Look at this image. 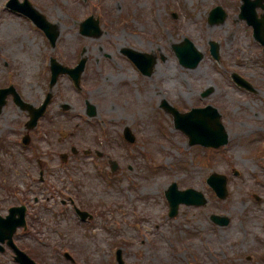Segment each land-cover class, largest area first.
<instances>
[{
  "label": "rangeland",
  "instance_id": "374dc122",
  "mask_svg": "<svg viewBox=\"0 0 264 264\" xmlns=\"http://www.w3.org/2000/svg\"><path fill=\"white\" fill-rule=\"evenodd\" d=\"M6 1L0 0L1 87L12 84L24 100L38 103L48 90L49 57L69 65L82 54L89 62L81 94L71 91L65 76L53 87L55 118L46 124L50 136L42 137V148L47 142L57 155L50 173L55 203L32 221L30 234H19L17 245L38 264H116V249L123 264H264V54L232 15L221 25H206L212 5L224 0H29L55 25L54 47L26 18L5 9ZM90 16L99 20L96 38L79 33ZM185 38L204 54L194 69L180 66L172 51ZM209 41L219 45V64L208 54ZM124 48L151 54L152 74L134 69L121 53ZM232 71L248 79L256 93L235 86L228 77ZM86 99L96 108L95 123L104 122L97 123L105 130L96 127L98 137L93 126L72 117ZM163 100L184 112L216 108L228 144L218 151L189 146L172 116L160 109ZM62 103L72 107L70 114L62 115ZM23 119L13 103L0 114L5 127ZM125 128L136 137L133 145L120 141ZM71 146L80 154L62 166L58 155L71 156ZM8 147L9 165L13 159L21 162L9 166L20 181L27 164L13 157L16 146L8 142ZM90 147L102 153L101 159L81 154ZM110 161L118 164L115 172ZM12 172L1 173L9 187ZM211 173L227 177L223 200L205 183ZM172 182L201 192L207 203L180 205L176 216L168 217L164 191ZM21 190L16 198L27 197ZM5 191L0 189L2 207L16 200L11 189ZM68 194L93 214L90 223L60 207ZM211 215L227 218V225L214 224ZM0 264H16L10 251L0 253Z\"/></svg>",
  "mask_w": 264,
  "mask_h": 264
},
{
  "label": "water",
  "instance_id": "95a60500",
  "mask_svg": "<svg viewBox=\"0 0 264 264\" xmlns=\"http://www.w3.org/2000/svg\"><path fill=\"white\" fill-rule=\"evenodd\" d=\"M20 10L22 12H24L26 15H28L38 25V27H40L41 29H43L45 31V33L47 34L51 44L54 45L56 38L58 36V31H57L55 25L48 23L45 20V18L34 9L26 11V10H23L20 8ZM215 16L217 17V20L219 22L223 21L224 16H223L220 8H216L211 12V19L212 20L214 19ZM90 22H93V21L92 20L86 21L82 25L81 31L85 32V33L88 32L90 35H94V32L97 31L96 28L98 29V27L95 25L96 28L95 27L92 28L93 31L89 32L88 28H90V25H89V24H91ZM188 45H190L188 43V41H184L180 45H175L173 47V49L178 54L179 57L185 56V58L189 59L188 56H190L191 54H189V52L187 51V48H189ZM183 48L185 50V54L180 53ZM123 53H125L130 59H132L137 64V66L139 68L146 67V69L149 70L155 62V60L151 59L149 56L143 55V56H145V58H149L152 60V61H150L151 64L149 61L143 60V61H146L145 63H147V65H145V64H142L140 62V60H142V58H144L143 56H141V54L133 52L131 50H123ZM199 57H197L194 61L192 60L191 63H188L189 64L188 66L191 67V66H194L195 64H197V60ZM189 60H191V59H189ZM56 72H57L56 73V75H57V74H59V72L60 73L66 72V70L60 68ZM163 107L169 109V107L166 104H163ZM169 110L172 112V114L174 116L175 124H177V126H179L180 123L190 124L188 126H185L186 128L181 127V126H180V128L189 136L191 145L202 144L205 146L218 147V146H221V145L226 143L227 134H226L223 126L221 125L220 117L216 113L215 110H212L214 118L210 122L209 121L206 122L207 115H209V114H207V115L202 114L201 111H193L192 113L184 116V115L178 114L175 110H173L171 108ZM89 114L92 115L94 113L89 112ZM189 117H194V118L191 119ZM191 123L192 124L197 123V124H196V126H193L194 124L192 125ZM207 124H209V125H207ZM193 127H195L196 130L193 129ZM209 181H210V184L213 186L214 190L216 191L217 195H219L220 197H224L226 195V191H225L226 180L223 176L213 175L209 179ZM166 197L168 198L170 208H171L170 216H173L176 214V210H177L178 204L180 202H184L186 204H202L205 202L200 193H196L192 190H188L186 192L180 193V192L176 191V186L174 184L166 192ZM212 220H214L215 222L216 221L220 222L221 219L213 216ZM6 222L0 220V242H4L5 240L8 241V245H10V247H12V249L15 251V253L17 254L16 259L21 264H34V262H32L23 252H20L19 250H17V248L14 245H12V234H13L16 226L18 225V223L11 224L10 220H7ZM226 223H227V221H224V224H226ZM119 258H120V252H119Z\"/></svg>",
  "mask_w": 264,
  "mask_h": 264
},
{
  "label": "flooded vegetation",
  "instance_id": "af4514ba",
  "mask_svg": "<svg viewBox=\"0 0 264 264\" xmlns=\"http://www.w3.org/2000/svg\"><path fill=\"white\" fill-rule=\"evenodd\" d=\"M226 8L232 13L233 20L235 22H240L241 24H244L245 29L248 30V34L252 36L253 34V28L252 25L248 24L249 21H253L262 31L264 36V0H226L225 2ZM243 6L245 15L249 18H244V15L240 13V8ZM3 111V109H2ZM1 111V113H2ZM0 113V114H1ZM23 120L18 121L16 125L12 126H6L0 122V129L2 132H0V173H3L4 175H7V173L14 171L15 175H12L11 177V184L18 185L17 181V171L14 169H11L9 171V168L12 165H9V155L7 151L8 142L11 146H16L14 148L15 155L13 157H22V161L27 163L31 160L30 165L31 168H34L38 171V179L34 181V184L38 188L42 187H50L51 186V180L48 178L50 173L54 170V163L57 160V155L53 153L50 147H48L49 143L46 142V146L42 148V142H45L43 138L40 137V134H43L44 138H47L50 136V132L47 128V122H52V119L50 117H44L43 123L38 121L37 125L31 129L27 130L25 121H26V115H23ZM22 135H29V139L27 142V146L24 148H18L17 146V140ZM12 138L13 140L9 139ZM38 140V142H37ZM8 141V142H7ZM14 142V143H13ZM41 146V147H37ZM9 148V147H8ZM19 151H18V150ZM79 156V153L72 154L71 156H66V163L74 158ZM58 158H61V154L58 155ZM13 166H19L21 165V162L18 160L13 159ZM10 166V167H9ZM8 181H4L3 183H7ZM49 192H46V194ZM50 196H45L44 200L42 201V205H46L50 202ZM70 201V199H69ZM34 204L40 205L39 198L37 196L34 197ZM71 204V203H70ZM61 205H66L65 201H61ZM10 208V206L7 208V210ZM6 209V207H5ZM5 210L2 208L1 202H0V214H4Z\"/></svg>",
  "mask_w": 264,
  "mask_h": 264
}]
</instances>
